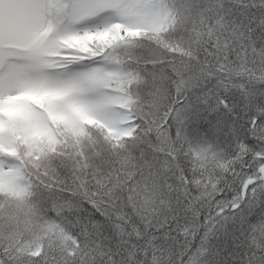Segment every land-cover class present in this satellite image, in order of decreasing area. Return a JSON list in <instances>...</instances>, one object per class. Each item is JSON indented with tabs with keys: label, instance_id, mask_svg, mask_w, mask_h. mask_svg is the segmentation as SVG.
Wrapping results in <instances>:
<instances>
[{
	"label": "snow or ice",
	"instance_id": "1",
	"mask_svg": "<svg viewBox=\"0 0 264 264\" xmlns=\"http://www.w3.org/2000/svg\"><path fill=\"white\" fill-rule=\"evenodd\" d=\"M0 264H264V0H0Z\"/></svg>",
	"mask_w": 264,
	"mask_h": 264
}]
</instances>
